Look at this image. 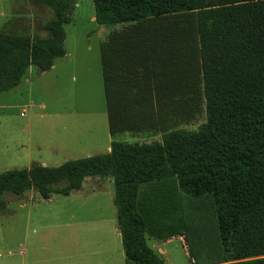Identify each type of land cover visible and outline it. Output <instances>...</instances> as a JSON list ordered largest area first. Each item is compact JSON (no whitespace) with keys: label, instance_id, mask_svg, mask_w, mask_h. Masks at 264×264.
<instances>
[{"label":"trees","instance_id":"obj_1","mask_svg":"<svg viewBox=\"0 0 264 264\" xmlns=\"http://www.w3.org/2000/svg\"><path fill=\"white\" fill-rule=\"evenodd\" d=\"M48 38L0 32V95L31 67L67 55L73 0H44ZM99 25L122 29L101 45L109 129L157 132L58 167L0 174L6 195L69 196L87 178L113 177L126 264H168L149 238L183 237L194 264H264V0H94ZM205 100L197 131L174 116Z\"/></svg>","mask_w":264,"mask_h":264},{"label":"rangeland","instance_id":"obj_2","mask_svg":"<svg viewBox=\"0 0 264 264\" xmlns=\"http://www.w3.org/2000/svg\"><path fill=\"white\" fill-rule=\"evenodd\" d=\"M73 1V21L64 26L68 56L46 73L31 67L17 88L0 95V174L109 152L101 45L123 27L99 25L94 0ZM54 18L44 0H0V32L48 38L45 25ZM191 110L180 109L173 130L197 131L207 121L204 99ZM117 141L152 144L162 134L125 132ZM114 198L112 177L90 178L82 190L49 200L34 191L6 195L0 264H86L84 256L88 264H125ZM149 240L168 264H194L184 239L166 246Z\"/></svg>","mask_w":264,"mask_h":264},{"label":"crops","instance_id":"obj_3","mask_svg":"<svg viewBox=\"0 0 264 264\" xmlns=\"http://www.w3.org/2000/svg\"><path fill=\"white\" fill-rule=\"evenodd\" d=\"M66 56H68V53H67V55ZM101 68H100V70H101V73H102V76H103V71H102V62H101ZM55 67H56V65H54V67L52 68V69H55ZM27 75V74H26ZM25 78V77H24ZM23 78V79H24ZM103 83H104V79H103ZM103 87H104V84H103ZM104 96H105V88H104ZM105 110H106V114H107V106H106V97H105ZM24 114L22 113V116H23ZM108 115V114H107ZM111 135V134H110ZM114 139H117V137L115 138V137H112L111 136V140H110V148H109V152L111 151V142L114 140ZM97 177H107V176H97ZM110 177V176H109ZM90 178H96V177H90ZM90 178H87L86 180H85V182L88 180V179H90ZM111 178V177H110ZM113 178V177H112ZM85 182H84V184H83V187H84V185H85ZM83 187H82V189H83ZM81 189V190H82ZM80 191V190H79ZM77 192V191H76ZM118 228H119V225H118ZM121 238H122V236H121ZM150 239V238H149ZM153 239V238H152ZM176 239H178V240H180V241H183L182 239H184L183 237H177V238H173V239H171V240H168V241H159V240H155V239H153V240H155V241H157V242H159V243H161V244H163V245H168L169 243H171L172 241H174V240H176ZM150 241V240H149ZM185 241V240H184ZM123 245V244H122ZM155 250V249H154ZM162 257H163V255L165 254V251H160V250H158L157 251ZM10 255H12V253H9ZM20 255H23V252H20L19 253ZM124 255H125V253H124ZM125 259H126V257H125ZM84 262L86 263V264H88V258L87 257H85L84 256ZM26 262L24 261V263L23 264H25ZM1 264H8V263H1ZM125 264H126V260H125Z\"/></svg>","mask_w":264,"mask_h":264},{"label":"built area","instance_id":"obj_4","mask_svg":"<svg viewBox=\"0 0 264 264\" xmlns=\"http://www.w3.org/2000/svg\"><path fill=\"white\" fill-rule=\"evenodd\" d=\"M194 262V261H193Z\"/></svg>","mask_w":264,"mask_h":264}]
</instances>
